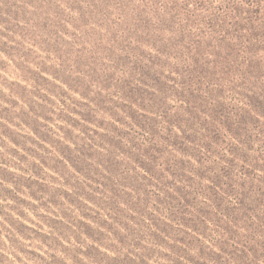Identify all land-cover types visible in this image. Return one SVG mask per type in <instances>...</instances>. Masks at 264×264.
Returning <instances> with one entry per match:
<instances>
[{
  "label": "rangeland",
  "instance_id": "1",
  "mask_svg": "<svg viewBox=\"0 0 264 264\" xmlns=\"http://www.w3.org/2000/svg\"><path fill=\"white\" fill-rule=\"evenodd\" d=\"M0 264H264V0H0Z\"/></svg>",
  "mask_w": 264,
  "mask_h": 264
}]
</instances>
